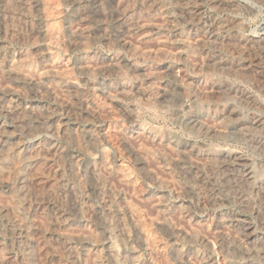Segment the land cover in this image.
<instances>
[{"label": "rangeland", "instance_id": "1", "mask_svg": "<svg viewBox=\"0 0 264 264\" xmlns=\"http://www.w3.org/2000/svg\"><path fill=\"white\" fill-rule=\"evenodd\" d=\"M42 2L0 0V86L14 87L36 101L47 98L54 116L49 125L54 144L46 146L38 138L43 150L37 149L31 160L26 186L18 187L16 196L0 194V206L9 208L7 218L13 233L17 236L21 229L30 244L29 252L23 253L0 225L2 264H100L95 251L83 250V241L89 237L100 240L104 235L117 244L120 256L135 257L140 264H175L172 241L187 248L188 237L196 238L195 250L211 255L215 264H246L239 253L221 251L215 223L217 218L225 222L237 216L264 237L263 207L257 204L256 214L236 201L213 206L202 196L189 198V182L174 167V159L184 143L200 151V160L207 159L202 151L226 150L240 154L264 178V130L248 126L256 116L264 122V0ZM49 64L56 68L55 73L49 72ZM12 68L27 78L14 75ZM230 107L231 112L227 111ZM194 114L208 123L207 132L189 128V116ZM4 121L3 116L0 122ZM63 125L77 130L69 141L60 136ZM223 129L229 133L222 134ZM88 132L93 134V142ZM101 151L109 155L113 172L104 174V190L98 193L92 189L91 178L80 171L81 179L74 188L94 212L84 211L80 222L71 195L65 191L71 182L67 162L76 156L95 162L101 171ZM165 163L170 166H163ZM124 173L131 176L129 180ZM261 189L253 196H262ZM162 196L168 203L165 215L158 203ZM110 201L121 212L125 206L133 211L130 216L122 213L129 232L123 241L107 210ZM56 216L63 228L55 227ZM223 227L219 230L225 232V238L237 234L227 225ZM145 234L156 243L155 249L143 244ZM192 260L190 264H201ZM261 260L249 262L264 264Z\"/></svg>", "mask_w": 264, "mask_h": 264}, {"label": "bare ground", "instance_id": "2", "mask_svg": "<svg viewBox=\"0 0 264 264\" xmlns=\"http://www.w3.org/2000/svg\"><path fill=\"white\" fill-rule=\"evenodd\" d=\"M21 1V0H20ZM50 1V0H49ZM92 1V0H91ZM127 1V0H126ZM178 1V0H177ZM181 1V0H180ZM37 2V1H36ZM48 2V1H47ZM98 2V1H97ZM118 2V1H116ZM123 2V1H122ZM18 3V2H17ZM20 3V2H19ZM27 3V2H26ZM35 3V2H34ZM44 3V0L43 2ZM75 3V2H74ZM128 3V2H127ZM41 4V2H40ZM94 4V3H93ZM175 4V3H174ZM51 5V4H50ZM54 5V4H53ZM12 6V5H11ZM56 6V5H54ZM59 6V5H58ZM86 6V5H85ZM123 6V5H122ZM121 6V7H122ZM130 6V5H129ZM60 7V6H59ZM57 8V7H55ZM107 8V7H106ZM43 9V8H42ZM49 9V8H48ZM97 9V8H96ZM121 9V8H119ZM2 10V9H0ZM15 10V9H14ZM46 10V9H45ZM37 11V10H36ZM95 11V10H94ZM93 12V11H91ZM122 12V11H121ZM176 12V11H175ZM182 12V11H181ZM57 14V13H54ZM100 14V13H99ZM3 15V14H2ZM95 15V14H94ZM56 16V15H55ZM185 16V14H184ZM3 17V16H2ZM82 17V16H80ZM21 18V17H20ZM48 18V17H47ZM84 18V16H83ZM101 18V17H100ZM82 19V18H81ZM103 19V18H102ZM4 20V18H3ZM77 20V19H76ZM105 20V19H104ZM115 20V19H114ZM1 21V20H0ZM20 21V20H19ZM103 21V20H102ZM2 22V21H1ZM12 23V22H10ZM100 23V22H99ZM105 23V22H104ZM107 23V22H106ZM127 23V22H126ZM158 23V22H157ZM161 23V22H160ZM172 24V23H170ZM75 25V24H74ZM133 25V24H132ZM7 27V26H6ZM5 27V28H6ZM9 27V26H8ZM7 27V28H8ZM12 27V26H10ZM73 27V26H72ZM130 27V26H129ZM6 28V29H7ZM4 29V28H3ZM5 29V30H6ZM11 29V28H10ZM15 29V28H13ZM9 30V29H8ZM32 30V29H31ZM13 31V30H12ZM117 31V30H116ZM11 32V31H10ZM43 31H40V33ZM71 32V30H70ZM14 33V32H13ZM77 33H79L77 31ZM76 33V34H77ZM11 34V33H10ZM75 34V33H74ZM13 36V35H12ZM35 36V35H34ZM54 36V35H53ZM126 37V36H125ZM114 39V38H113ZM170 41V40H169ZM182 41V40H181ZM4 42V41H3ZM50 42V41H49ZM126 42V41H125ZM136 42V41H135ZM93 46V45H92ZM193 46V45H192ZM162 47V46H161ZM179 50V49H178ZM172 52V51H171ZM149 54V53H148ZM142 55V54H141ZM50 56V55H49ZM52 60V59H51ZM100 61V60H99ZM116 61V60H114ZM61 62V61H60ZM65 62V61H64ZM62 62V63H64ZM51 63V61H50ZM53 63V62H52ZM67 63V62H66ZM113 63V61H112ZM120 63V62H119ZM91 64V63H90ZM118 63H116L117 65ZM29 65V64H28ZM62 66V65H61ZM122 66V65H120ZM49 72L55 73L54 66L52 64H49ZM118 67V66H117ZM86 68V67H85ZM165 68V67H164ZM17 68H15L16 70ZM36 69V68H35ZM58 69V68H57ZM71 69V68H70ZM163 69V68H162ZM13 70V71H12ZM10 69V73L15 75H18L19 77L25 78V74L22 71H15L12 68ZM68 70V69H67ZM172 71V70H171ZM107 72V71H106ZM170 72V71H169ZM143 73V72H142ZM9 74V72H8ZM67 74V73H66ZM174 74V73H173ZM7 76V75H6ZM9 76V75H8ZM7 76V77H8ZM32 76V74H31ZM10 77V76H9ZM118 77V76H117ZM147 77V76H146ZM181 77V76H180ZM11 78V77H10ZM27 78V77H26ZM25 78V79H26ZM6 79V78H5ZM17 79V78H16ZM14 79V80H16ZM84 80V79H83ZM24 81V80H23ZM28 81V79L26 80ZM189 81V80H188ZM6 83V82H5ZM108 83V82H107ZM150 83V82H149ZM7 84V83H6ZM9 84V83H8ZM7 84V85H8ZM26 84V83H25ZM32 83L29 82V85ZM47 84V83H46ZM1 85V83H0ZM197 85V84H196ZM220 85V84H219ZM2 86V85H1ZM0 86V114H2L6 118V122H0V194H8L12 196H16L18 194V187L22 190V187L26 186V182L28 181L27 175L30 171L31 166V160L35 156V152H37V149L41 148V143L38 141V138H42V140H45L46 146L54 144L50 135V129L49 125L52 124L53 120V110H52V104L51 101H49L47 98H44L43 100L36 101L34 97L21 95L18 93V91L14 90L16 88H11L6 86L5 88H1ZM11 86V84H10ZM15 86V85H14ZM35 86V84L33 85ZM73 86V85H71ZM197 87V86H196ZM203 87V86H202ZM165 88V87H164ZM31 89V88H29ZM52 89V88H51ZM75 89V88H74ZM79 89V88H78ZM138 89V88H136ZM146 89V88H145ZM154 90V89H153ZM206 90V89H205ZM122 91V90H121ZM120 91V92H121ZM124 91V90H123ZM122 91V92H123ZM152 91V90H151ZM176 91V90H175ZM126 92V90H125ZM124 92V93H125ZM128 92V91H127ZM130 92V91H129ZM133 92V91H132ZM137 92L134 91V93ZM44 93V92H43ZM56 93V92H55ZM123 93V94H124ZM107 94V93H106ZM221 94V93H220ZM117 95V94H116ZM126 95V94H125ZM169 95V94H168ZM184 95V94H183ZM186 95V94H185ZM184 95V96H185ZM218 95V94H217ZM44 96V95H43ZM120 96V95H118ZM223 96V95H222ZM59 97V96H58ZM141 97V96H140ZM139 97V98H140ZM241 97V96H240ZM111 98V97H110ZM118 99V97H115ZM114 98V100H116ZM183 98V97H181ZM186 98V96L184 97ZM183 98V99H184ZM112 99V98H111ZM194 99V98H193ZM147 100H150L147 98ZM161 100V99H160ZM196 101V100H195ZM194 101V104H195ZM61 102V100H60ZM215 102V101H214ZM166 103V102H165ZM193 103V102H192ZM193 104V105H194ZM77 107V106H76ZM196 107V105H195ZM194 107V110H195ZM233 107V106H232ZM69 110H73V105L70 103L68 106ZM205 108V106H204ZM258 108V107H257ZM193 109V108H192ZM191 109V110H192ZM197 109V108H196ZM228 109V108H227ZM230 111L231 107L229 108ZM235 109V108H234ZM132 110V109H131ZM206 110V109H205ZM128 111V110H127ZM201 111V108H200ZM93 112V111H92ZM154 112V111H153ZM162 112V111H161ZM170 112V111H169ZM190 112V111H189ZM202 112V111H201ZM228 112V113H230ZM227 113V114H228ZM93 114V113H92ZM99 114V113H98ZM134 114V113H133ZM206 114V113H205ZM237 114V113H236ZM139 115V114H138ZM230 115V114H229ZM2 116V117H3ZM133 116V115H132ZM236 116V115H235ZM1 117V118H2ZM189 125L190 129H200L203 128L205 131H208V127L206 126V123L200 119L199 116L196 114L189 116ZM202 117V116H201ZM227 117H229L227 115ZM227 117H224L227 118ZM237 117V116H236ZM234 118V120L236 119ZM0 118V119H1ZM231 121L232 118L230 117ZM262 119V118H261ZM260 118L254 117L251 119L248 126L251 129H259L261 131L264 130V122ZM250 120V119H249ZM236 121V120H235ZM146 122V121H145ZM215 122V121H214ZM233 122V121H232ZM224 123V122H223ZM54 124V122H53ZM247 124V123H246ZM186 125V124H185ZM212 125V124H211ZM52 126V125H51ZM161 126V125H160ZM246 126V128L248 127ZM71 127V126H70ZM145 127V126H144ZM229 127V126H228ZM54 128V127H52ZM146 128V127H145ZM165 128V127H164ZM78 129V128H77ZM212 129V128H211ZM233 129V126H232ZM238 129V128H237ZM143 130V129H142ZM188 130V129H187ZM190 130V131H192ZM213 130V129H212ZM249 130V129H248ZM62 140L69 141L71 135H75L77 133V130L75 128H67L65 125H63L62 129L60 130ZM214 131V130H213ZM217 131V130H216ZM236 131V130H234ZM253 131V130H252ZM260 131V132H261ZM53 132V131H52ZM147 132V130H146ZM202 133V131H200ZM221 132V131H220ZM225 132V129H223L222 134ZM227 132V131H226ZM225 132V133H226ZM255 132V131H254ZM142 133V132H141ZM193 133V132H192ZM197 133V131H196ZM209 133V132H208ZM218 133V132H216ZM229 133V132H227ZM226 133V134H227ZM140 134V133H139ZM146 134V133H145ZM152 134V133H151ZM213 134V133H212ZM225 134V135H226ZM88 137H90L89 140L93 142V134L91 132H88ZM98 136V135H97ZM72 137V136H71ZM95 137V136H94ZM122 137V136H121ZM150 137V136H149ZM174 137V136H173ZM146 138V137H145ZM154 138V137H153ZM138 139V138H137ZM168 139L173 140L171 136H168ZM149 140V139H148ZM152 140V139H151ZM156 140V139H155ZM158 141V139H157ZM160 141V140H159ZM158 141V143H159ZM174 141V140H173ZM264 141V140H263ZM88 142V141H87ZM95 142V141H94ZM172 142V141H171ZM175 142V141H174ZM251 142V141H250ZM44 143V142H42ZM161 143V142H160ZM170 143V142H169ZM260 143V142H259ZM262 143V141H261ZM264 143V142H263ZM85 144V143H84ZM128 144V143H127ZM94 145V144H93ZM173 145V144H172ZM263 145V144H262ZM96 146V145H95ZM174 146V145H173ZM136 147V146H135ZM165 147V146H164ZM175 147V146H174ZM43 148H46L45 145ZM134 148V147H133ZM181 150L178 148V150L181 151L180 156H176L174 159L175 166L178 167L179 173L187 179L189 182V193L188 197L193 200H198L200 196L204 198L208 204L210 203L213 206L215 205H221L224 203H227V201H236L238 205L242 206L243 208L252 209L253 211H257V204L263 207L264 209V188L261 189L260 186L264 187V178L259 177L257 175V172L255 168H252L247 161L237 153H233L226 150H221L219 152H211V151H202L204 155H206L207 159L200 160L201 158H198V153L200 152L197 150L194 146H190L188 144H183L181 147ZM264 148V147H262ZM48 149V147H47ZM224 149V148H223ZM41 150V149H40ZM43 150V149H42ZM41 150V151H42ZM166 150V149H165ZM162 152V151H161ZM129 153V152H128ZM136 153V152H134ZM165 154V153H164ZM163 154V155H164ZM73 155V154H72ZM71 155V156H72ZM157 155V154H156ZM145 156V155H144ZM143 156V157H144ZM57 157V156H56ZM163 157V156H162ZM161 157V159H162ZM175 157V156H174ZM36 158V157H35ZM67 158V157H66ZM109 155L103 151H101L99 156L100 164L102 165L103 170H97L95 162L87 160L86 162L82 159H79L78 157L74 156L71 157L70 160H68L67 169L70 176L69 186H67L65 191H68V193L71 195V198L73 200V205L79 213V221L82 222L84 220L83 214L84 211H90L91 213H94L93 210L88 209L87 203L84 202L83 198L76 192L74 188V183H77L80 181V171L84 170V172L91 178L92 182V189L94 191H97L98 193L102 192V185L104 174L107 172H113L111 168V164L109 161ZM69 159V158H68ZM138 160V159H137ZM205 160V161H204ZM59 161V160H58ZM163 161V160H162ZM125 162V161H124ZM172 162V160L170 161ZM114 164V162H112ZM135 163V162H134ZM60 164V163H59ZM168 164L165 163L163 166H167ZM142 166V165H141ZM170 166V165H168ZM167 166V167H168ZM172 166V165H171ZM120 167V166H118ZM130 168V167H129ZM152 168V167H151ZM34 169V168H33ZM141 169V168H140ZM170 169V167H169ZM124 170V169H123ZM125 171V170H124ZM177 171V170H176ZM126 172V171H125ZM128 172V171H127ZM142 172V171H141ZM30 173V172H29ZM59 173V172H58ZM129 173V172H128ZM128 173H124V179L129 180L130 175ZM109 174V175H110ZM145 174V173H144ZM109 176L108 174H105ZM142 175V174H141ZM259 175H261L259 173ZM31 176V175H30ZM119 177V176H118ZM31 178V177H30ZM109 179V178H108ZM116 179V178H115ZM151 179V177H150ZM123 180V179H122ZM111 182V181H110ZM117 182V181H116ZM187 182V183H188ZM30 183V182H29ZM106 183V182H105ZM104 183V184H105ZM156 183H158L156 181ZM167 183V182H166ZM83 184V183H82ZM28 185V183H27ZM106 185V184H105ZM65 186V185H64ZM160 186V185H159ZM83 187V186H82ZM107 187V186H106ZM138 187V186H137ZM36 188V186H35ZM39 188V187H38ZM129 188V187H128ZM187 188V187H186ZM261 189L263 190L262 196L260 194V197L258 194L254 197L253 194L256 190ZM27 189V188H26ZM65 187L63 188V192ZM104 190V189H103ZM118 190V189H117ZM92 191V190H91ZM137 191V190H136ZM259 191V190H258ZM26 192V191H25ZM21 192V193H25ZM58 192V191H57ZM90 192V191H89ZM96 192V193H97ZM124 193V192H123ZM105 194V193H104ZM187 194V193H186ZM27 195V194H26ZM114 195V194H113ZM11 196V197H12ZM33 196V195H32ZM138 196V195H137ZM158 196V195H157ZM181 195H179L180 197ZM10 197V196H9ZM163 197V196H162ZM187 197V198H188ZM126 198V197H125ZM182 198V197H181ZM180 198V199H181ZM14 199V197L12 198ZM109 199V198H108ZM166 198H158L159 200V206L162 210L163 214L165 215L168 203ZM127 200V199H126ZM182 200V199H181ZM156 201V200H155ZM229 201V202H230ZM36 202V201H35ZM63 202V201H62ZM70 202V201H69ZM170 202V201H169ZM178 202V201H177ZM205 202V203H206ZM6 203V202H5ZM28 203V202H27ZM153 203V202H152ZM182 203V202H181ZM185 203V202H184ZM192 203V201L190 202ZM195 203V202H194ZM198 203V201L196 202ZM171 204V203H170ZM180 204V203H179ZM122 205V204H121ZM174 205V204H173ZM185 205V204H184ZM183 205V206H184ZM29 206V205H28ZM182 204H180V207ZM196 206V205H195ZM49 207V206H48ZM51 207V206H50ZM178 207V206H177ZM65 208V207H63ZM171 208V207H170ZM189 208V207H186ZM261 208V207H260ZM185 209V208H184ZM202 209V208H201ZM108 213L115 218L116 220V232L119 238L122 239H128L129 232L125 229V224L123 220L122 213L131 215L133 213L132 208L130 206H125L121 210H118L114 204L110 201V203L107 205ZM9 211V208L7 206H0V225L5 233H9V239L12 241V243L16 244L18 246L17 249H20L23 253H27L30 250V244L27 240V234L24 233L21 229H18L17 236L13 233L12 226L7 218V212ZM21 211V210H20ZM75 211V212H76ZM184 211V210H183ZM185 211H187L185 209ZM204 211V210H203ZM263 212V210L261 209ZM51 213V212H50ZM107 213V214H108ZM253 213V212H252ZM260 213V212H259ZM184 214H186L184 212ZM109 215V216H110ZM183 215V214H182ZM184 216V215H183ZM217 216V215H216ZM230 216V215H229ZM262 215H260L261 217ZM259 217V218H260ZM264 217V215H263ZM86 219V218H85ZM18 220V219H17ZM48 220V219H47ZM54 225L58 229L63 228L62 221L60 222L59 218L56 216L54 217ZM112 220V219H111ZM163 220V219H162ZM198 220V219H197ZM250 220V219H249ZM264 220V218H263ZM126 222V220H125ZM109 223V222H108ZM136 223V222H135ZM139 223V222H137ZM65 224V223H64ZM115 224V223H114ZM178 224V223H177ZM192 224V223H191ZM251 224V223H250ZM249 223H246L245 221L241 220L237 216H230L225 222H222L218 220L215 223V227L217 229L215 233V237L217 236L221 240V251L229 255L230 253H239L240 257H243L244 260H247L246 264H252L249 261L251 259H262L264 263V237L257 233ZM17 225V224H16ZM45 225V224H44ZM43 225V226H44ZM82 226V224H80ZM133 225V224H132ZM143 225V224H142ZM163 227H167L168 225L163 222ZM227 225L232 231H236V235L232 236L230 235L229 238L224 237V233L219 230L223 226ZM115 226V225H114ZM113 226V227H114ZM112 227V228H113ZM139 229V232L142 233V229L140 226H137ZM144 227V226H143ZM195 227V226H194ZM115 228V227H114ZM197 228V227H196ZM200 228V227H199ZM224 228V227H223ZM46 229V228H45ZM137 229V230H138ZM48 230V229H47ZM136 230V229H135ZM134 231V230H133ZM174 231V230H173ZM227 231V229L225 230ZM233 231V232H234ZM17 232V231H16ZM70 232V231H69ZM228 232V231H227ZM232 232V233H233ZM128 233V234H127ZM172 233V232H171ZM95 234V233H94ZM143 234V233H142ZM173 234V233H172ZM175 234V233H174ZM230 234V232H229ZM228 234V235H229ZM90 235V234H89ZM178 235V232H177ZM155 236V235H154ZM172 236V235H171ZM176 236V235H175ZM227 236V235H226ZM117 237V238H118ZM143 244L145 246H149V250H153L154 244L153 239L150 240L149 237L143 236ZM196 237V236H195ZM228 237V236H227ZM136 238V237H135ZM140 238V237H139ZM211 238V237H210ZM137 239V238H136ZM189 239V245L187 248H184L181 246L180 242L178 240L172 241V255L174 256L175 264H190L189 259L192 258L193 260L196 259L201 264H215V259L211 256H203L201 253L197 252L195 248L193 247V243L195 242L194 238L188 237ZM216 239V238H215ZM54 240V239H53ZM211 240V239H210ZM49 241V240H48ZM126 241V240H125ZM129 241V240H128ZM84 251H95L96 253V259L97 262L100 264H140L138 260L135 257H128L126 256H120L121 254L118 253L116 250V245L112 243L111 240H109V237L104 235L100 240L93 238H86L84 241ZM138 242V241H137ZM141 242V241H140ZM139 242V243H140ZM142 243V242H141ZM140 243V245H141ZM135 244V243H134ZM142 244V245H143ZM219 245V246H220ZM71 246V245H70ZM72 247V246H71ZM169 248V247H168ZM133 249V248H132ZM16 250V249H15ZM70 250V249H69ZM72 250V248H71ZM63 251V250H62ZM156 251V250H155ZM152 251V252H155ZM72 251L71 253H73ZM78 254V251H76L74 254ZM94 253V256H95ZM149 253V252H148ZM158 253V252H157ZM222 253V254H223ZM70 254V253H69ZM84 254V252L82 253ZM7 255V254H5ZM47 255V254H46ZM81 255V254H80ZM124 255V254H123ZM233 255V254H232ZM235 255V254H234ZM150 256V255H149ZM225 256V255H224ZM237 256V254H236ZM43 257V256H42ZM77 257V256H75ZM160 257V256H159ZM239 257V256H238ZM167 258V257H166ZM161 259V258H160ZM73 260V259H72ZM153 260V259H152ZM192 260V261H193ZM243 260V259H242ZM191 261V260H190ZM195 261V260H194ZM196 261V263H197ZM255 262V260H253ZM259 261V262H261ZM219 262V261H218ZM227 262V261H226ZM165 263V262H164ZM231 263V262H230ZM227 263V264H230ZM0 264H2V257H0ZM195 264V263H194ZM218 264V263H217ZM226 264V263H225ZM233 264V262H232ZM238 264V263H237ZM242 264V263H241ZM244 264V263H243Z\"/></svg>", "mask_w": 264, "mask_h": 264}]
</instances>
